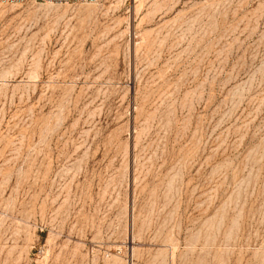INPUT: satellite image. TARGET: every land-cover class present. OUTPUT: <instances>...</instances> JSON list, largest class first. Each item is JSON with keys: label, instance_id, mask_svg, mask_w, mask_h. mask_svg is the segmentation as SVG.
<instances>
[{"label": "rangeland", "instance_id": "374dc122", "mask_svg": "<svg viewBox=\"0 0 264 264\" xmlns=\"http://www.w3.org/2000/svg\"><path fill=\"white\" fill-rule=\"evenodd\" d=\"M0 264H264V0L0 1Z\"/></svg>", "mask_w": 264, "mask_h": 264}, {"label": "built area", "instance_id": "2783aa9c", "mask_svg": "<svg viewBox=\"0 0 264 264\" xmlns=\"http://www.w3.org/2000/svg\"><path fill=\"white\" fill-rule=\"evenodd\" d=\"M0 1H12V2H23L26 0H0ZM40 1H45V2H66V3H70V2H79V1H95V0H40Z\"/></svg>", "mask_w": 264, "mask_h": 264}, {"label": "bare ground", "instance_id": "6f19581e", "mask_svg": "<svg viewBox=\"0 0 264 264\" xmlns=\"http://www.w3.org/2000/svg\"><path fill=\"white\" fill-rule=\"evenodd\" d=\"M49 2H52V1H49Z\"/></svg>", "mask_w": 264, "mask_h": 264}]
</instances>
